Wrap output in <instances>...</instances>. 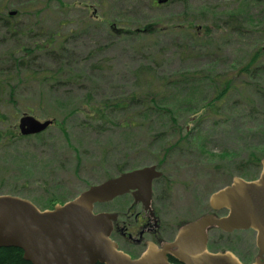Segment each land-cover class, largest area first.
<instances>
[{"label": "rangeland", "instance_id": "1", "mask_svg": "<svg viewBox=\"0 0 264 264\" xmlns=\"http://www.w3.org/2000/svg\"><path fill=\"white\" fill-rule=\"evenodd\" d=\"M29 1L0 0V11L13 15ZM39 1L48 3L39 20L29 13L10 20V29L0 22V194L50 208L122 170L163 160L168 198L176 190L187 196L175 214L185 219L199 213L193 208L197 195L232 176L258 172L254 160L264 156V56L255 62L251 57L257 47L264 50V0ZM143 26L156 31L135 32ZM29 27L28 34L18 33ZM54 30L57 45L45 53L34 50L29 68L58 70L60 82L40 85L18 74L12 59L23 56L20 48L42 44ZM248 62L251 71L242 72ZM148 70H155L151 87H160L161 76L193 70L238 76L214 114L204 115L202 107L215 90L211 79L179 76L155 95L156 106L170 108L175 120L161 109L132 115L136 106L109 109L103 120L93 116L103 101L145 92ZM23 112L56 120L39 137L20 136ZM193 115L197 120H189ZM127 117L133 124L125 125Z\"/></svg>", "mask_w": 264, "mask_h": 264}, {"label": "water", "instance_id": "2", "mask_svg": "<svg viewBox=\"0 0 264 264\" xmlns=\"http://www.w3.org/2000/svg\"><path fill=\"white\" fill-rule=\"evenodd\" d=\"M11 12L10 14H13ZM52 124L23 113L18 119L20 134H36ZM256 179L234 176L230 184L210 194L214 209L226 208V215L204 214L179 228L176 244L189 264H238L228 253L206 249L205 229L253 228L264 248V157ZM154 165L122 172L117 177L89 186L73 198L52 208H39L31 200L0 194V247L20 248L31 264H167L153 252L132 259L109 237L114 214L94 212L95 203L105 202L129 188L148 192L150 180L160 172Z\"/></svg>", "mask_w": 264, "mask_h": 264}, {"label": "flooded vegetation", "instance_id": "3", "mask_svg": "<svg viewBox=\"0 0 264 264\" xmlns=\"http://www.w3.org/2000/svg\"><path fill=\"white\" fill-rule=\"evenodd\" d=\"M162 162L163 160H158L154 164V169L160 174L151 178L148 192L129 188L105 202L94 204V211L114 214L109 237L116 243L119 250L132 259L153 252L167 264H189L185 260L186 254L181 252L179 245L176 244L179 228L204 214L223 216L228 210L212 208L209 203L211 193H208L202 197L197 195L199 198L195 201L193 208L199 213L191 218H177L176 211L182 208L181 205L187 196L184 197L176 190L168 198L167 177L164 175ZM258 167L259 170L254 176H239L249 180L257 178L261 169L260 165ZM136 168L122 170L117 175ZM231 179L226 184H229ZM97 205L103 208L97 210L95 209ZM105 205L108 206L105 208ZM257 235L258 232L253 228L222 229L209 226L205 229L206 249L210 253L228 252L238 264H264V248L258 244Z\"/></svg>", "mask_w": 264, "mask_h": 264}, {"label": "trees", "instance_id": "4", "mask_svg": "<svg viewBox=\"0 0 264 264\" xmlns=\"http://www.w3.org/2000/svg\"><path fill=\"white\" fill-rule=\"evenodd\" d=\"M48 1V0H46ZM162 1H169V0H162ZM156 3H159L158 0H155ZM43 5L42 7H39L40 5ZM48 6V3H43L39 0H32L29 1L25 4H22L18 7L15 8L13 15H5L4 12L0 11V22L4 24V26L7 29H10L12 27V22L10 20L13 21L14 18L19 17L20 15H29V13L34 14L35 19L39 20L37 18L38 14H40L43 10H45V8ZM34 19V20H35ZM62 24L63 21H60ZM193 23V22H190ZM32 27V26H31ZM31 27H29L28 30L25 29H21L20 31H18V33L24 32L25 34H28V32L31 30ZM122 28H118V31L120 33H130L132 32V30H121ZM209 30V29H208ZM207 30V31H208ZM147 32V33H151L153 31L156 30H152L149 26H143L142 28H137L135 29V32ZM12 34L14 32L9 31ZM57 30H54L50 36H48V38H46L44 40V42L42 44H34L33 46L28 45L27 47H21L20 51H23V56H18L15 57L14 59H12V63H13V68L16 69V72L20 75H23L24 78L26 79H32L33 81L36 80L37 82H39L40 85H51L52 83H56V82H60V76L57 71H50V70H32L29 67L32 65V61L34 60L33 58V51L37 50L40 52H47V51H51L48 49H51L53 46L57 45L55 44L57 42V40L54 37V33H56ZM19 53V52H18ZM35 53V52H34ZM24 56H27V60H25ZM264 56V50L262 49V47H257L256 50L253 52V55L251 57V60L253 62H255V60L260 59L261 57ZM30 59V60H29ZM251 64L248 62L247 64H245L244 66H242L240 69L242 72H246L249 73L251 71L252 68ZM153 71L155 70H148L147 74L150 75V79L148 80V88L143 91L145 92H141L140 94L137 91H133L129 96L120 99V100H115V101H103L101 103H99V107L98 108H94L93 113H94V117H97L100 120H103V118H107V113H109V109H114V110H122L123 108L125 109L128 106H136L137 110L133 111L132 115H146V114H150V113H154L158 110L161 109L165 110L164 113L167 114V117H169L170 120H175L174 118V113L173 111H170V108H167V106H164L163 108H159L156 105L158 104L155 101V95L159 94V89L161 88V86H166V85H173L175 84L178 79L179 76H182L183 81H193V82H198L202 77H209L211 79V82L214 84L215 86V90L213 92V95L211 98H209V101H207L206 103H204L202 105V107L204 108V115L207 113H216L218 107L220 106V102L222 101V99L224 98V96L226 95V93L229 91V89L231 87H233V85H235V80L237 79L238 76V72L237 74L233 77H229V76H221L219 74H215L213 76H209L206 73H203L200 70H193V71H189V72H183V73H179L173 76H161L162 80L160 79V87L156 86V87H151L154 83L152 79V75L151 73H154ZM172 79V80H171ZM259 89V88H258ZM256 89V90H258ZM13 89L11 88V91ZM260 90V89H259ZM261 91V90H260ZM264 95V92H263ZM29 109V108H28ZM30 111H33L32 108L29 109ZM28 110V111H29ZM43 116H47L48 114H46L45 112H42ZM195 114V113H194ZM203 115V114H202ZM196 116V115H195ZM194 115L193 116H189L187 117V119L189 118V120H197L196 117ZM0 117L4 118V115H0ZM126 121L125 125L127 124H133L131 122H129V120L133 119L130 117L125 118ZM52 120H56V119H52ZM135 120V119H133ZM174 124L176 125V121H173ZM39 134L33 135V136H41ZM20 136H22L20 134ZM259 157V156H258ZM256 158L257 160H254V162H258L259 158ZM0 264H31L30 262H28L27 260H25L23 258L22 255V250L20 248H16V247H12V246H7V247H0Z\"/></svg>", "mask_w": 264, "mask_h": 264}]
</instances>
